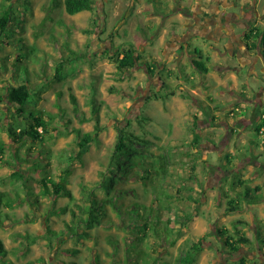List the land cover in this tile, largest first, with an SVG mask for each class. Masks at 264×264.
I'll list each match as a JSON object with an SVG mask.
<instances>
[{
    "label": "rangeland",
    "instance_id": "rangeland-1",
    "mask_svg": "<svg viewBox=\"0 0 264 264\" xmlns=\"http://www.w3.org/2000/svg\"><path fill=\"white\" fill-rule=\"evenodd\" d=\"M12 2L15 25L0 35V93L7 86L29 80L32 94L25 114L19 118L12 117L13 107L7 110V102L0 100V138L6 143L5 159L17 161L29 178L25 189L11 176L18 166L0 161V189L12 191L17 187L22 197L31 190L40 214L30 220L34 213L30 201L14 210L4 208L10 213L7 224L0 226V237L11 250L6 260L14 264L40 258H44L40 264H180V257L191 245L204 238L203 250L193 264H233L232 260L241 257L247 264H264V198L257 204L243 202L241 210L227 212L229 199L237 198L243 189L242 185L231 186L238 175L245 177L251 188L260 186L264 195V131L258 132L264 125V96H254L261 83L259 76L246 80L247 68L240 74L232 69L218 73L210 68L200 75L194 67L185 65L184 59L182 64L188 71L182 73L185 78L175 77L179 75L177 70H173V77L171 70L168 75L161 72L166 86L160 91L152 89L161 98L133 106L127 94H133L136 84L144 79L143 68L118 72L115 57H111L133 45L145 60L160 61L171 32L185 31L192 21L184 13L191 12L188 0H94L93 10L74 15L68 14L63 4L53 6L52 0ZM241 3L257 10L258 20L253 24L263 27L264 0ZM5 6L0 0V13ZM76 53L82 56L76 57ZM253 54L256 71L262 75L261 55ZM60 62L64 66L61 79L56 76ZM205 64L210 66L208 61ZM167 66L170 69L175 65L168 62ZM245 80L250 84H244ZM71 93L76 95L82 112L74 111ZM95 94L101 124L107 127L84 156L75 160V135H61L60 131L74 127L93 130L90 99ZM31 111L44 113L49 131L42 133L39 128L44 143H33L29 152L28 147H22L21 158L15 159L8 128L17 120L30 124ZM197 120L203 141L200 149L191 143ZM127 122L129 131L139 140L132 144L130 157L122 156L120 163L109 166L117 128ZM31 143L28 140L27 146ZM164 152L171 159L165 177L157 173L156 164ZM34 162L41 167L30 168ZM238 167L242 170L237 173ZM68 168V188L74 200L60 197L51 203L41 194L39 180L44 176L58 180ZM113 183L108 191L106 187ZM90 191L97 199L93 205L88 198ZM155 196L158 200L154 204ZM67 205L69 211L60 212V207ZM90 205L99 206L98 213L102 214L98 223L82 224L81 230L85 229L88 236L66 233L52 238L47 234L48 225L59 232L67 230L66 224L72 219L70 209L79 213L81 207ZM169 218L171 223L164 228ZM183 220L187 224L181 229L179 221ZM219 228L227 229V235L247 236L250 242L231 254L224 244L227 237H220ZM25 233L38 237L29 248L26 246L28 250L21 244ZM73 248L79 252L67 251Z\"/></svg>",
    "mask_w": 264,
    "mask_h": 264
},
{
    "label": "trees",
    "instance_id": "trees-1",
    "mask_svg": "<svg viewBox=\"0 0 264 264\" xmlns=\"http://www.w3.org/2000/svg\"><path fill=\"white\" fill-rule=\"evenodd\" d=\"M4 4L6 5L3 10L0 13V35L3 33L7 32L12 28V26L15 25V18L13 17V11L12 9L14 8L12 0H3ZM8 3V4H7ZM53 6H60L61 4L64 5L65 10L67 11L68 14L74 15L76 13L82 12V11H91L95 8V2L94 0H52ZM256 31L257 33H253ZM252 34L256 38L255 41H253V47L256 46H261L264 51V26L263 27H254L252 29ZM22 52H19V59L21 58ZM115 57V64H116V69L118 72L125 73L129 69L135 68L137 64L140 63V61L144 60V56L140 53H137V49L134 48L132 45L130 48H123L118 50L115 54H113ZM82 55H78L76 53V57H81ZM137 59V60H136ZM63 61V59L61 60ZM195 63H200L198 60H195ZM203 64V63H201ZM198 68H201V70H205L206 68L204 65H197ZM26 73H28V69H26ZM64 71V66L62 62L58 63L56 66V76L57 78L62 77ZM121 79L123 77H120ZM5 92L2 94L0 93V100H4L7 102V110H10L13 107L12 110V117L14 118H19L21 114H25L26 112V104L28 103L31 94H32V89L29 84V80H27L24 83H21L19 85H11L7 86L5 88ZM111 90L115 91V88L112 87ZM71 101L73 104V109L75 112H82L79 108V103L76 95L74 93H71ZM156 98L160 99L161 97L157 96ZM91 103V118L94 120V127L93 130L91 131H84L80 127H74L71 130L67 131H60L61 135H68V134H74L75 135V144L77 146L76 153L73 155V158L76 159H81L84 154L89 150L90 145L99 139V136L101 132L107 127L106 125L101 124L100 120V104L97 102L96 99V94L90 99ZM261 105H256L255 107H259ZM256 110V109H255ZM255 110H254V115H255ZM4 118L6 115V110L3 111ZM44 113L36 114L35 112L31 111V116L29 119L32 118V121L30 124H26L25 122L22 123L19 120L16 121V123H12L9 128H8V136L11 139L12 142V147L14 151H16V158L15 159H20L19 151L22 149V147H28L27 151H31L32 144L34 145L37 142H42L44 143L43 139V134L45 132H48V122L44 119L43 116ZM263 115V113L261 114ZM212 116V115H211ZM212 120L213 116L211 117ZM85 117L81 119L83 120ZM207 121V120H206ZM194 136L191 139V143L193 144V147L200 149L202 146V133L201 129L199 127V121H195L194 124ZM130 124L127 122L123 127H118V137L117 141L114 146V151L111 156V164L112 163H120V160L122 159V156L124 158L130 157L129 152H133L134 149L132 147V144H134L137 140H139V136L132 133L129 131ZM39 128H42V133L39 131ZM260 131V127L258 128V132ZM31 140L32 143L27 146V141ZM214 141V140H213ZM128 143H131L130 145ZM215 143V141H214ZM5 146L6 143L0 138V161L3 164H8L11 166H18V168L14 169L12 171V177L15 180L21 181L20 184L24 185L25 189H28L26 182L29 177L26 176L24 173L23 169L18 165L17 161H10L8 159H5L4 152H5ZM214 147L216 148L217 145L214 144ZM135 153V152H134ZM133 153V154H134ZM73 159V160H74ZM132 159V158H131ZM229 162V161H228ZM130 163V162H129ZM158 165L159 171L157 173H160L162 176H168L170 172V164H171V159L169 156V153L164 152L159 155L158 162H156ZM30 168H33L35 170L39 169L41 167L40 163H32V165L29 166ZM241 170L240 168H238ZM63 172V171H62ZM68 173H69V168L64 169V173L59 175V179L55 180L53 177H47L44 176L39 180L40 184V192L43 196L51 199V203H54L57 201L58 198L60 197H67L70 198L72 201L73 199V193L72 191L68 188ZM238 175V174H237ZM193 176H195L193 174ZM247 181L242 178L241 175H238L236 180H234L231 184V186L234 188L237 185H242L243 189L239 191V194L237 198H230L229 199V206L227 208L228 213H233L236 211L241 210L242 203L246 202L247 204H255V203H260L262 199L264 198L263 193L261 192V187L256 186L255 192L252 190V188L246 183ZM106 180L105 178L101 181L100 185L103 187L105 186ZM115 183V182H114ZM113 185L106 189L110 191L114 187ZM205 187H202L201 193L204 194ZM107 191V192H108ZM12 192V195H11ZM167 198L168 195L166 192ZM24 196V195H23ZM89 200L92 201V205L97 203V199L94 197V194L92 191L89 192L88 196ZM158 196H155L154 204L157 202ZM110 200V199H109ZM30 201L34 210V213L30 215V220L35 219V215L37 213L40 214V209L37 204V200L35 201V198L32 194V191H26L25 196L22 197L21 191L19 188L14 187L11 190H3L0 189V226L7 224L6 218L10 216L9 212H4V208H8L10 210H14L15 208L23 205L25 202ZM138 203V202H137ZM140 204V203H139ZM88 206V207H81L80 212L76 213V210H71V222L66 224L67 230H63L61 232L56 231L51 229V227L48 225L46 228L47 234L51 235L52 238H58L64 236L66 233L73 236H88L89 233L83 229L81 230L82 224H86L90 226L93 223H98L99 218L102 214L98 213V211L101 209L99 206ZM80 207V206H79ZM60 212H68L69 211V206H63L60 207ZM102 211V210H101ZM84 213V214H83ZM88 213V217L85 218V214ZM84 215V216H83ZM44 216V214H43ZM189 218V217H188ZM186 218V220H188ZM146 221L148 220L145 219ZM186 220H183L180 222V228H184L186 226ZM242 222V221H238ZM171 223V219H167L164 224V228L168 227V225ZM146 227V225L144 224ZM138 230V228H136ZM220 237H227L226 240L224 241L225 246L229 248V252L231 254H234L237 252L241 246L246 245L247 243L250 242V239L247 236L237 234V235H227V229H218ZM160 233L157 232V235ZM23 236H26L23 240H21V244L25 250H28L29 246L32 245L37 241L38 237L31 236L28 233H25ZM204 238L198 240L197 242H194L191 247L182 255L179 259L180 264H193L197 256L200 254V252L203 250V242ZM28 245V246H27ZM26 246L28 248H26ZM68 252L72 254H76L79 252V249L73 248V249H68ZM11 253V250H9L5 246L4 240L0 237V264H14L11 260H6L7 256ZM13 253H17V251H13ZM44 261V258L40 259H34L26 262L25 264H40L41 262ZM99 264V263H98ZM233 264H247L245 258H241L238 261H233Z\"/></svg>",
    "mask_w": 264,
    "mask_h": 264
},
{
    "label": "flooded vegetation",
    "instance_id": "flooded-vegetation-1",
    "mask_svg": "<svg viewBox=\"0 0 264 264\" xmlns=\"http://www.w3.org/2000/svg\"><path fill=\"white\" fill-rule=\"evenodd\" d=\"M188 3L187 6H190L191 9L189 10H191V12L188 11L189 13H187L185 5L181 8H184L183 10L186 11L184 12L186 13L185 15L190 16L192 20L190 23L191 26L186 27L185 31L181 33L177 31L171 32L168 40V42L174 46L173 49L170 50L171 55H168L163 47L162 59L160 61L156 58L144 59L135 66L141 69L143 68L142 70L145 77L136 84L133 94L128 92L127 97L131 104L134 106L140 105L150 99L155 98L157 100L158 98L156 97L158 95L157 93L153 94L152 89L160 91L167 84V81H164L162 78L161 72L163 73L166 71L168 75L170 70L171 73L173 70H177L179 75H175V77L181 78L184 71L188 72L184 64H182V60L184 59H186L185 65L189 64V66L194 67L200 75L207 74L210 68L218 73H225L227 69H232L237 74H240L242 69L247 68V76L249 78L247 77L246 80L251 79V77L257 80L256 76H259L258 79L261 83L259 84V90L254 91V96L261 99L264 96V67H261L263 74H258L256 71V63L252 59L255 57L253 54L254 51L257 56L261 55L259 57H261L264 62L263 48L259 45L253 47V41H255L256 38L252 34V29L258 27L257 24H253L254 20H258L255 19L257 10L254 11L249 9L245 3H241V0H188ZM195 8H199L200 11L196 13ZM210 17L219 21V23H211L212 27H210V22L207 21ZM219 18L223 20L220 21ZM204 25L209 26L207 31H205ZM200 26L203 30L202 33L198 32L201 31L199 28L198 31H194ZM210 29L213 32L212 36L208 34ZM253 33L257 32L254 31ZM233 44H235V46L238 45V48L242 47V44L245 46V48H240L238 50L241 54H238V51L229 50V46ZM212 54L214 57H212ZM205 56H207V58H204ZM195 60H198L200 63H195ZM205 61H208L210 66H207ZM235 61L236 64H234ZM168 62H173L175 65L174 68L168 69ZM197 65H204L206 71L201 70ZM186 80H188V78H186ZM246 80L243 81L244 84L249 85L250 83ZM261 186L264 187V184ZM259 252H261L263 256L261 249ZM227 258L229 259V255ZM240 259H235V261ZM250 259H252L251 255Z\"/></svg>",
    "mask_w": 264,
    "mask_h": 264
},
{
    "label": "crops",
    "instance_id": "crops-1",
    "mask_svg": "<svg viewBox=\"0 0 264 264\" xmlns=\"http://www.w3.org/2000/svg\"><path fill=\"white\" fill-rule=\"evenodd\" d=\"M195 10H196V13H198L200 10H199V8H195ZM207 20V19H206ZM219 20L220 21H222L223 19L222 18H219ZM202 21V20H201ZM208 22H210V27H212L211 26V23H219V21H217L216 19H212L211 17L210 18H208V20H207ZM189 25V24H188ZM201 25V24H200ZM219 25V24H218ZM189 26H191V24L189 25ZM202 26H203V24H202ZM208 25L206 26V25H204V28H205V31H207L208 30ZM198 28L201 30V31H198ZM192 30V29H191ZM194 31H198V32H203V30H202V28H201V26L200 27H197ZM208 34L209 35H213V32H212V30L210 29V31H208ZM235 37H237V36H235ZM164 47V49L166 50V53L168 54V55H171V53H170V50H172L173 49V47L174 46H172V44L171 43H169V42H167L166 43V45L165 46H163ZM240 47V46H239ZM240 48H245V46L242 44V47H240ZM240 48H238V45H236L235 46V44H233V45H230L229 46V50H231V51H238ZM263 103V102H262ZM263 105V104H262ZM261 105V106H262ZM260 127V133L262 134V132L264 131V125L263 126H259ZM239 129V128H238ZM239 130H241V129H239ZM238 130H234V132H237ZM243 167H244V165H241V168L243 169ZM238 168H240V167H238ZM241 169V170H242ZM237 173L239 172V169H237V171H236ZM237 175V174H236ZM242 178H244L245 179V177H243L242 176ZM209 179H212L211 177L209 178ZM246 180V179H245ZM249 180V179H248ZM253 185V184H252ZM254 185L256 186V184L254 183ZM238 190H240L239 188H238ZM252 190L255 192L256 190L252 187ZM261 192L263 193V190H261ZM255 204H257V203H255ZM249 205H251V204H249Z\"/></svg>",
    "mask_w": 264,
    "mask_h": 264
},
{
    "label": "bare ground",
    "instance_id": "bare-ground-1",
    "mask_svg": "<svg viewBox=\"0 0 264 264\" xmlns=\"http://www.w3.org/2000/svg\"><path fill=\"white\" fill-rule=\"evenodd\" d=\"M200 30V29H199ZM137 60V59H136Z\"/></svg>",
    "mask_w": 264,
    "mask_h": 264
},
{
    "label": "built area",
    "instance_id": "built-area-1",
    "mask_svg": "<svg viewBox=\"0 0 264 264\" xmlns=\"http://www.w3.org/2000/svg\"><path fill=\"white\" fill-rule=\"evenodd\" d=\"M263 117H264V115H263Z\"/></svg>",
    "mask_w": 264,
    "mask_h": 264
}]
</instances>
